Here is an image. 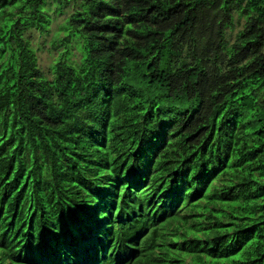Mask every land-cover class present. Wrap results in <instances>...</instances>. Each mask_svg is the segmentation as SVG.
<instances>
[{
    "label": "trees",
    "instance_id": "trees-1",
    "mask_svg": "<svg viewBox=\"0 0 264 264\" xmlns=\"http://www.w3.org/2000/svg\"><path fill=\"white\" fill-rule=\"evenodd\" d=\"M0 264H264V0H0Z\"/></svg>",
    "mask_w": 264,
    "mask_h": 264
},
{
    "label": "rangeland",
    "instance_id": "rangeland-1",
    "mask_svg": "<svg viewBox=\"0 0 264 264\" xmlns=\"http://www.w3.org/2000/svg\"><path fill=\"white\" fill-rule=\"evenodd\" d=\"M69 11L72 12L73 8H71ZM66 15L56 17L55 22L52 24V27H51L52 29L51 35L46 36L37 30H32L27 35L31 39L33 47L36 49H39L37 52L38 57H39V66L44 71H48L50 65L54 62L55 58L58 55L57 51H53L51 49L50 42L52 41L53 33L58 29V26L63 22ZM234 15H235V22H236L235 29L227 30V34L230 37L231 42L235 40L237 33L244 27V24H245L244 19H240L238 14L234 13ZM238 22H240V25L238 24ZM73 59L78 60L77 57Z\"/></svg>",
    "mask_w": 264,
    "mask_h": 264
}]
</instances>
